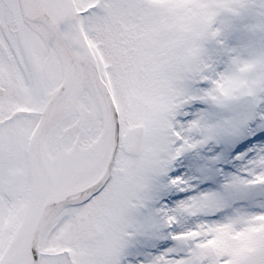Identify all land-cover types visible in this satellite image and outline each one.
Instances as JSON below:
<instances>
[{
  "label": "snow or ice",
  "instance_id": "6c2138e0",
  "mask_svg": "<svg viewBox=\"0 0 264 264\" xmlns=\"http://www.w3.org/2000/svg\"><path fill=\"white\" fill-rule=\"evenodd\" d=\"M0 264H264V0H0Z\"/></svg>",
  "mask_w": 264,
  "mask_h": 264
}]
</instances>
